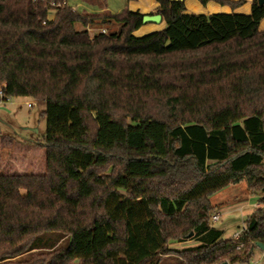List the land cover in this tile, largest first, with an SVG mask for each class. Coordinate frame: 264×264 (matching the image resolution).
Masks as SVG:
<instances>
[{
	"label": "trees",
	"instance_id": "trees-1",
	"mask_svg": "<svg viewBox=\"0 0 264 264\" xmlns=\"http://www.w3.org/2000/svg\"><path fill=\"white\" fill-rule=\"evenodd\" d=\"M46 1L0 0V86L45 104L46 155L43 175L0 174V264H248L264 245V4L203 15L155 0L165 27L136 37L142 14L47 20L66 0ZM237 105L239 124L212 127ZM242 180L259 208L225 242L204 197Z\"/></svg>",
	"mask_w": 264,
	"mask_h": 264
},
{
	"label": "rangeland",
	"instance_id": "rangeland-1",
	"mask_svg": "<svg viewBox=\"0 0 264 264\" xmlns=\"http://www.w3.org/2000/svg\"><path fill=\"white\" fill-rule=\"evenodd\" d=\"M76 12L86 14L84 9L87 0H67ZM80 5V6H79ZM77 31L83 30L80 24L75 25ZM116 30V28L114 27ZM89 36L107 29L88 28ZM26 103H33L31 108ZM45 104L29 98H10L0 106V174L43 175L46 167V155L39 147V142L45 131V120L41 113ZM248 107L237 105L233 110H224L208 118L213 128L227 130L233 124H239L247 115ZM108 126V125H107ZM104 133H108L105 127ZM3 136V137H2ZM236 149L239 148L237 145ZM140 171V168H136ZM264 177V175H263ZM260 195L251 194L248 184L242 180L235 184L211 193L204 197L209 207V224L223 231L222 241L234 240L244 229L245 218L259 208ZM217 215L218 221L211 222V217ZM66 240H63L65 242ZM192 241L183 243L170 242L169 247L177 251L195 247ZM149 264V263H144ZM151 264H185L179 256L171 254L162 256L158 263ZM248 264H264V252L255 248Z\"/></svg>",
	"mask_w": 264,
	"mask_h": 264
},
{
	"label": "crops",
	"instance_id": "crops-1",
	"mask_svg": "<svg viewBox=\"0 0 264 264\" xmlns=\"http://www.w3.org/2000/svg\"><path fill=\"white\" fill-rule=\"evenodd\" d=\"M87 5H84L89 14H100L109 12L110 14H118L121 11L137 12L142 15H154L157 3L155 0H87ZM243 1L239 7L231 10L226 6H219L215 3H208L206 6H201L196 0H185V13L187 14H203L211 15L217 13H241L249 14L252 0H231ZM80 6V5H79ZM53 16H51V19ZM165 27V22L161 19L159 24H145L133 33L134 36L140 37L151 32L159 31ZM258 29H264V18L260 21ZM3 137V136H2ZM1 141V140H0Z\"/></svg>",
	"mask_w": 264,
	"mask_h": 264
},
{
	"label": "built area",
	"instance_id": "built-area-1",
	"mask_svg": "<svg viewBox=\"0 0 264 264\" xmlns=\"http://www.w3.org/2000/svg\"><path fill=\"white\" fill-rule=\"evenodd\" d=\"M33 3H46V0H31ZM50 9L48 10L47 13V20L51 19V16H54L56 9L58 8H70L72 12H76V9L68 4V1H63L61 3H55L53 1L49 2ZM101 33H105L104 31H101ZM4 90H5V85L2 84L0 86V106H3L4 103H6L10 97H7L4 95ZM25 106L27 108H31L33 106V103H26ZM218 221V216L214 215L211 217V222H217ZM239 236L234 237V239H237Z\"/></svg>",
	"mask_w": 264,
	"mask_h": 264
},
{
	"label": "water",
	"instance_id": "water-1",
	"mask_svg": "<svg viewBox=\"0 0 264 264\" xmlns=\"http://www.w3.org/2000/svg\"><path fill=\"white\" fill-rule=\"evenodd\" d=\"M171 1H175V0H171ZM258 4H264V0H257ZM161 22V17L159 15H144L142 18V24H159ZM259 250H261L262 252H264V245L256 243L255 245ZM220 264H228L227 262H222Z\"/></svg>",
	"mask_w": 264,
	"mask_h": 264
}]
</instances>
